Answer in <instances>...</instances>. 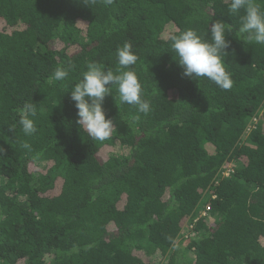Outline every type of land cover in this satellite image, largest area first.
Here are the masks:
<instances>
[{"label": "trees", "instance_id": "trees-1", "mask_svg": "<svg viewBox=\"0 0 264 264\" xmlns=\"http://www.w3.org/2000/svg\"><path fill=\"white\" fill-rule=\"evenodd\" d=\"M230 2L0 0V264H264V46L236 38ZM217 20L233 26L230 90L182 76L171 50L188 29L210 41ZM125 42L151 111L135 119L113 86L112 136L94 141L71 87L89 62L115 71Z\"/></svg>", "mask_w": 264, "mask_h": 264}, {"label": "clouds", "instance_id": "clouds-1", "mask_svg": "<svg viewBox=\"0 0 264 264\" xmlns=\"http://www.w3.org/2000/svg\"><path fill=\"white\" fill-rule=\"evenodd\" d=\"M111 4L112 0H104ZM241 24L236 32V38L250 44L264 46V9L256 0H231L229 14L240 13ZM233 31V26L217 20L211 24V40L201 38L193 29L180 32L171 37V50L174 60L182 68V76L192 80L207 78L221 90H230L233 86L231 74L226 70L222 54L226 53L231 41L226 36ZM138 56L133 52L132 45L125 42L116 49L117 66L115 71L102 67L96 62H89L82 78L72 85L70 98L77 109L76 120L80 129L86 131L94 141L104 142L112 136L113 120L106 119L103 107L105 97L112 95L115 86L121 104L132 105L139 114L147 116L151 111L150 101L144 98L143 86L132 66ZM69 75V69L57 66L51 78L64 81ZM37 114L34 103L25 102L19 110L18 123L25 136H33L38 131L33 117ZM30 149L28 143L22 145Z\"/></svg>", "mask_w": 264, "mask_h": 264}, {"label": "rangeland", "instance_id": "rangeland-1", "mask_svg": "<svg viewBox=\"0 0 264 264\" xmlns=\"http://www.w3.org/2000/svg\"><path fill=\"white\" fill-rule=\"evenodd\" d=\"M113 153L116 155V156H121V157H125V156H128L130 154V150L128 148H125V147H122L120 145H116L113 149ZM196 233L195 231H189V230H186L183 237H181L179 240H178V243L176 245V248L180 249L183 245V238H189V237H195ZM184 240H187V239H184ZM188 256L190 258H192V256L190 254H188ZM168 262L164 261L162 263H157V264H167Z\"/></svg>", "mask_w": 264, "mask_h": 264}]
</instances>
